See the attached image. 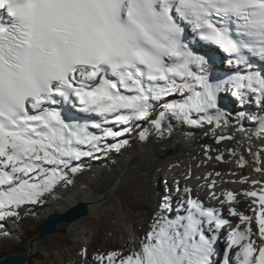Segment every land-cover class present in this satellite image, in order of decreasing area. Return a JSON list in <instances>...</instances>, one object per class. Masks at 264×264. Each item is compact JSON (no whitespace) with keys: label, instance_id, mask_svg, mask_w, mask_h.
Instances as JSON below:
<instances>
[{"label":"snow or ice","instance_id":"1","mask_svg":"<svg viewBox=\"0 0 264 264\" xmlns=\"http://www.w3.org/2000/svg\"><path fill=\"white\" fill-rule=\"evenodd\" d=\"M199 42L223 54V76L214 54L194 51ZM225 93L242 106L239 131L250 121L249 140L261 145L249 146L251 162L235 148L229 155L261 178L241 176L231 182L249 187L217 195L220 172L197 177L217 208L193 195L189 170L183 187L176 180L175 193L162 194L142 236L129 232L124 246L91 260L82 247L80 264H264V0H0V237L25 206L75 186L84 158L121 153L137 129L147 141L170 136L173 121L228 128ZM65 106L87 118L66 116ZM211 151L208 161L227 162ZM240 197L252 215L237 209ZM112 206L123 213L115 196Z\"/></svg>","mask_w":264,"mask_h":264},{"label":"bare ground","instance_id":"2","mask_svg":"<svg viewBox=\"0 0 264 264\" xmlns=\"http://www.w3.org/2000/svg\"><path fill=\"white\" fill-rule=\"evenodd\" d=\"M216 65L218 68H213L214 74L221 70L218 65V60ZM223 95L231 99L230 104L221 102L225 110L233 114L232 123L228 128L214 129L211 126L190 128L187 125H179L173 121L174 130L170 136L165 134L163 137H160L153 132L147 141L133 139L130 142L133 145L132 148L123 151L122 155L110 154L114 159H116L117 156H122V158L117 160V165L112 164L109 158H103L98 161L94 160L93 168L95 167L96 170H90L88 174H85V172L77 174V183L73 189L69 186L67 190H61L56 198L49 199L42 207L40 205L25 206V209L30 212H27L25 217L20 220L24 222V225L31 226L30 230L33 236L37 234L39 227L44 224L49 213L53 211H65L79 201H84L91 207V212L85 218H81L73 224L67 223L59 226L60 229L66 230V234H53L38 241L34 246V252L29 257L28 264H36L38 259H44V254L46 253H43L41 250L42 246H46L45 252H47V258H51V249L53 248L51 240H53L54 237H62L73 243H81L87 240L83 247L87 246L89 252L88 258L91 260L93 257L91 251L92 244L95 238L98 239L97 243H100V234L103 229H109L114 239H120L123 246L128 241L129 232L134 231L137 236H142L145 232L144 228H146L145 223H142L143 221H138L140 223V225H138L129 217V213L135 209V207L140 206V204H136L133 199L138 197L145 203L151 198L150 192H153V194L164 193L168 190V186L176 180L180 181L181 187L184 186L186 183L184 177L189 170L194 172L193 175H191L192 179L187 181V183H191L192 185L194 196L199 193V198L203 202L207 201L208 198L205 195V190L197 188V185L201 183H195L197 176L202 174L197 160L208 161L204 153L205 147H212L211 149H214L210 152L213 156L218 154V152L224 153L225 161L228 162H233V157L229 155V149L235 148L237 154L245 155L251 162L252 157L248 152L249 146L254 150H259L261 147L258 142L254 143L252 140H249V134L253 131L250 121L243 122V127L247 129L246 132L239 131L240 125L236 123V113L241 110L242 106L230 93H225ZM246 107L250 110L256 108L254 104ZM142 126L145 128L150 127L148 124H143ZM205 133H207V135ZM217 135H233L235 139L231 141L225 140L217 144L215 142ZM167 147H171L174 150V158H171L169 161L160 160L157 164L154 163L155 158L159 157ZM176 155L178 156L175 157ZM84 163L87 164L88 162L84 160ZM101 163L105 165V169L100 168ZM226 165V162L218 163V165H216L217 168H212L226 175L228 174V168L225 167ZM169 166H172V169L181 170L183 168L184 173L178 175V170L176 173L178 176H175L174 179L171 177L173 172H171ZM239 170L240 177H249L250 172L253 171L254 168L246 167L243 170ZM162 179L166 181L163 183ZM247 187H249V185L239 183V187L233 189V191H243V189ZM113 196L117 197L120 204H122V214L114 211L112 206ZM98 197H103L104 199L101 200L98 199ZM249 203L248 199L240 197L236 207L240 212L249 214L251 212L247 205ZM215 206L220 208V205L217 203ZM221 211L224 216L238 223L236 217L227 215L226 208H222ZM107 218H110L111 222H107ZM136 220L135 217V221ZM10 222L6 225V230H10L9 237L0 240V257L4 256L6 253H14L20 250L29 253V244L27 245V249L25 247V239L27 236H22L19 233L20 230L13 225L14 223L11 222L10 224ZM118 232L120 233L119 237ZM56 250V256L59 257L64 254L62 248ZM103 251L104 249H101V252ZM60 258L62 257L57 259L59 262L57 261L56 264H64V262L67 261V256L64 257V261H60ZM71 260L76 264L80 259L75 254L72 256Z\"/></svg>","mask_w":264,"mask_h":264},{"label":"rangeland","instance_id":"3","mask_svg":"<svg viewBox=\"0 0 264 264\" xmlns=\"http://www.w3.org/2000/svg\"><path fill=\"white\" fill-rule=\"evenodd\" d=\"M221 102H224V101H220V103ZM221 105H222V103H221ZM107 158L110 159V162L112 164L117 165V162H118L117 160H119L120 158H122V156H117V158L114 159L111 155H109V157H107ZM83 164H84L83 172H85V174H88L90 172V170H93V169L96 170L95 167L93 168V165H94L93 163H87V164L86 163H83ZM95 165H97V164H95ZM102 165L103 164L101 163L100 164V168L105 169V165H103V166ZM162 181L164 183L166 180L162 179ZM74 187L75 186H70L71 189H73ZM174 189H175V187L172 186V190H174ZM150 193H151L150 200H152V194H153V192H150ZM150 200L144 203V202L141 201V198L135 197L133 199V201L136 202V204H140V206L139 207H135V209H133L129 213V217H130V219L133 222H136L138 225H140V223L138 221H140V222L143 221L142 223H145L146 228H147V225L150 222L151 216H152L153 211H154L153 209H151V206L152 205L150 204ZM247 205H249V204H247ZM27 212H30V211L26 210L25 208L21 210V216H22V218L25 217V215L27 214ZM226 213L228 215L227 208H226ZM252 214L253 213L250 212L248 215H252ZM138 216H140V217H138ZM135 217L137 219L136 221H135ZM147 220H148V222H147ZM106 221L107 222H111V219L110 218H107ZM10 224H11V222H10ZM13 225L16 226L20 230L19 233L22 236H24V237L27 236L26 239H25L26 240L25 241V243H26L25 244V247L27 249L28 248L27 245L29 243V240L34 237L32 235L31 230H30L31 229V226H28V225L26 226V224L24 225V222L21 221V220H19L18 222L14 223ZM146 228H144V230H146ZM119 234L120 233L118 232V237H119ZM100 235H101V241H100V243H97L98 239L95 238V241L92 244V247H91V251L93 253L92 256L95 255V253L97 252V250L101 251V249H104V251H108V250H112L114 248H120V247L123 246V243H122V241L120 239L119 240L118 239L117 240L114 239V236L109 231V229H103L101 231V234ZM115 238H116V236H115ZM86 241L87 240L82 241L81 243H76V242L73 243V242H69L68 239H64L62 237H54L53 240H51V245L53 247L51 249V253H52L51 258H47V256H46L47 255V252H45L46 251V249H45L46 246H44V247L42 246L41 247V250L43 251V253H46V254H44L45 255L44 259H41V260L38 259L36 261V264H56V262L58 261L57 259L59 257H62V258H60V261H64V257L65 256H67V261H65L64 264H74V261L72 262L71 258L75 254L80 259V260H78V262L76 264H80L82 258L79 255V251L84 246V244H85ZM0 245H1V242H0ZM61 248L64 251V254L62 256H59L58 257V256H56V254H57L56 253V251H57L56 249H61ZM18 252H23V251L20 250V251L14 252V253H18ZM14 253H11V254H14ZM6 254H8V253H6Z\"/></svg>","mask_w":264,"mask_h":264},{"label":"water","instance_id":"4","mask_svg":"<svg viewBox=\"0 0 264 264\" xmlns=\"http://www.w3.org/2000/svg\"><path fill=\"white\" fill-rule=\"evenodd\" d=\"M169 154H171V151L169 150L164 152V155ZM90 212V205L84 201H79L74 206L67 208L65 211H53L49 213L44 224L39 227L37 234L29 240V253L18 252L14 254H5L0 257V264H28L29 257L34 252V246L38 241H41L53 234H66V230L60 229L59 226L67 223L73 224L81 218H85Z\"/></svg>","mask_w":264,"mask_h":264}]
</instances>
